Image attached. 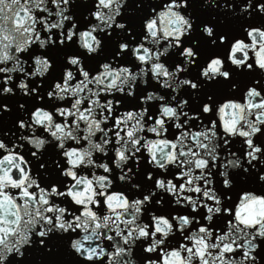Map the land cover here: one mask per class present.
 <instances>
[{"label": "snow or ice", "instance_id": "snow-or-ice-1", "mask_svg": "<svg viewBox=\"0 0 264 264\" xmlns=\"http://www.w3.org/2000/svg\"><path fill=\"white\" fill-rule=\"evenodd\" d=\"M0 264H264V0H0Z\"/></svg>", "mask_w": 264, "mask_h": 264}]
</instances>
